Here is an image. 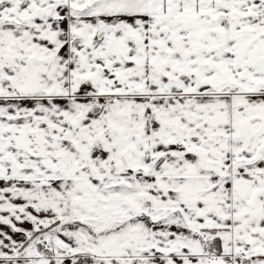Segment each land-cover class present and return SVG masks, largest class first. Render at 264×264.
Segmentation results:
<instances>
[{
  "label": "snow or ice",
  "instance_id": "1",
  "mask_svg": "<svg viewBox=\"0 0 264 264\" xmlns=\"http://www.w3.org/2000/svg\"><path fill=\"white\" fill-rule=\"evenodd\" d=\"M0 264H264V0H0Z\"/></svg>",
  "mask_w": 264,
  "mask_h": 264
}]
</instances>
